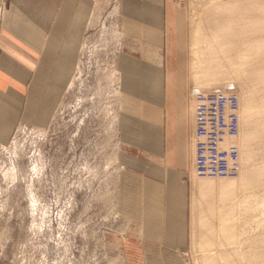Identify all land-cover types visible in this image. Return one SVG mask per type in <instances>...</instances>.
<instances>
[{"label":"rangeland","instance_id":"obj_1","mask_svg":"<svg viewBox=\"0 0 264 264\" xmlns=\"http://www.w3.org/2000/svg\"><path fill=\"white\" fill-rule=\"evenodd\" d=\"M214 1L218 0L163 1V23L166 25L168 22V9H173L180 19L176 23L182 29L174 34L183 37L182 40L186 52L181 54L162 52V66L164 65L166 73L170 56L176 57L177 62L175 61L176 64L174 63L175 67H178L180 74L188 77L191 89L190 97L191 94L197 93L195 91H199L200 89L231 91L240 94L241 86L239 85L246 81L248 75L242 69L241 73H245V78L243 75H240L243 79H240V77L239 79L233 77H228L229 79L227 77H223V79L222 77L217 78L212 83L213 85L211 84L207 87L208 89L203 87V84H193L190 76L191 56L189 39L191 11L193 10L191 4L194 2L198 3L201 7L199 8L198 6V8L201 11L204 6ZM256 12L257 10L252 13L264 19V10L260 13ZM255 16H251V20L249 19L248 22H254V19L257 18ZM206 17V15H200L201 21H206L205 23L210 21ZM238 21L242 24L241 20L235 22L239 23ZM103 22L105 21L101 17L94 24V27L92 26V28L87 29L85 32L86 39L93 41V44H99V32L103 26L101 24ZM201 41L203 40L201 39L199 42ZM122 42V45H124V41ZM93 44L90 42L88 49L85 50L86 52L84 51L81 54V74H78L79 77L75 78L74 84L69 88L68 93L65 94V105L60 109L59 107H57L58 109L56 108L57 116L52 121L46 135L37 138V135L32 134L31 131L23 132V130L19 133L18 139L23 145L22 164L29 168L32 158L38 155L39 150L42 157L41 162L43 163L42 172L37 178L35 174L28 173V177L33 179L32 189L34 196L37 195L33 207L30 206V198L25 192L24 180L21 181L20 185L17 184L19 186L8 183L7 187L5 186V181L3 180V183L1 181V184L5 186L2 190L5 191V188L7 189L3 193L0 190V200L8 199L5 210L0 212V233H6L7 236L4 252L0 253V264H199V261L196 260V257L200 256L198 254L200 253L199 248L192 241L190 149L188 150V170L186 173L188 180L187 193L185 205L181 212L183 221H177L175 229L166 228L165 226L169 225V223L167 221H160L159 226L161 227L156 230V236H147L146 228H144V235L139 238L140 233L137 229L140 228V223L132 221L126 225L127 221L116 213L115 206L113 207L116 197L114 193L113 195L111 193L114 190L112 187L115 177L118 176V172L117 170L110 171L112 165L108 168L104 166L111 154L116 133L107 129L108 116L103 111L107 95L103 89L99 95H94L97 93V89L101 88L98 84L99 78L102 80L105 72L111 69L110 67H106L107 69L102 67L106 66L107 63L111 64L113 60L110 59L112 58L110 52H104L99 55L94 52L89 53V48L93 47ZM132 55L136 58H141L140 52L133 53ZM117 56L116 54V60ZM156 56H158V59L155 62L160 63L162 55L157 54ZM231 78L232 80H230ZM162 87L161 83L160 88L162 89ZM79 98L81 99V105L76 106ZM84 110H86L87 115L85 118L87 122L80 128L78 126V118L85 113ZM118 135L121 136L120 131ZM12 136L13 132L10 133L9 139ZM255 148L256 146H254V151H256ZM132 151L141 156V153L137 149H132ZM259 151L258 153L254 152L255 154L252 156L253 158L251 157L252 159L247 164L248 166L258 165V161L261 162L264 151ZM13 157L14 155L9 152L1 151L0 177L6 168L8 169L13 163ZM84 163H87L89 167L93 166L97 168L98 172L95 174L87 172L84 169ZM120 164L118 163L117 165ZM124 172L125 170L123 169L121 175ZM254 196L258 201L263 200L264 187L259 192H256ZM257 211L255 214H252L254 217L249 212H246L249 215L245 214V216L247 215L246 218L248 219L249 217L250 219L246 222L248 225L245 223L243 226L248 227L253 222L254 225L252 224L253 226L250 225L251 227H248L250 230L247 227H242V229L246 230V232L242 231L243 234L245 233L244 235L240 234V245L242 246L245 241L243 247H246L248 244L264 246V242L261 243L260 240V238L264 237V210ZM161 214L163 217V214L165 216L166 212H161ZM243 214L242 216L244 217ZM252 218H255L258 222L254 219L252 220ZM142 223L146 225V222L142 221ZM256 223L258 224L256 225ZM246 233L250 237H255L256 235L255 238L260 242L255 241L253 237L248 238ZM258 234L263 236H259ZM263 252L264 249L262 253L259 252L260 255L263 254V256L259 255V258L264 257ZM247 256L248 258L252 257L250 254ZM255 258H257L256 255L251 260H255ZM259 258L256 259V262L254 260L250 261L251 264H253L252 262L257 264L263 261V258L262 260L260 258L261 261H259Z\"/></svg>","mask_w":264,"mask_h":264},{"label":"crops","instance_id":"obj_2","mask_svg":"<svg viewBox=\"0 0 264 264\" xmlns=\"http://www.w3.org/2000/svg\"><path fill=\"white\" fill-rule=\"evenodd\" d=\"M99 1L2 0L1 143L10 140V133L21 121L43 126L48 120L60 91L73 76L90 16ZM118 1L126 22L120 40L121 45L122 41L125 44L116 60L125 70L128 68L122 86L129 99L144 105L143 112L123 108L121 117L133 121L138 131L146 134L138 139L126 130L120 131L124 139L131 141L121 146L125 172L120 179V205L126 208L124 212L146 222L142 223L143 229L147 236L154 237L160 221H167L165 227L172 229L177 221H183L191 144V89L188 77L174 65L176 57L170 56L165 73L162 52L181 54L186 48L183 37L174 34L182 29L173 9H168V22L163 23L164 0ZM136 52L141 58L132 55ZM157 54L162 55L160 63L155 62ZM147 151L157 153L159 160L149 158ZM161 212L166 215L162 217Z\"/></svg>","mask_w":264,"mask_h":264},{"label":"bare ground","instance_id":"obj_3","mask_svg":"<svg viewBox=\"0 0 264 264\" xmlns=\"http://www.w3.org/2000/svg\"><path fill=\"white\" fill-rule=\"evenodd\" d=\"M99 2V5L95 6L87 26V29L92 28V26L94 27V24H96L101 17L104 19L105 22L101 23L103 26L99 32V44H93V41H89V39L84 37L73 76H71L72 78L69 83L64 87L63 92L61 93L60 91L61 99L60 97L58 98V101H60L56 104L55 109L53 108L51 114L48 116V120L43 123V126L20 123L8 142H0V153L1 151H6L14 155L13 163L8 169L6 168L0 177V190H2L5 186L7 187L8 183L13 184L14 186H19L21 181L24 180V188L26 190V194L30 198V206H34V202L36 200L35 197L37 195L34 196L32 189L33 179L28 177V173L35 174L37 178L42 172L43 163L41 162V152L38 150V155L32 158L31 166L29 168L24 166L21 161L23 155V145L19 142V133L23 130V132L31 131L32 134L37 135V138L39 136L46 135L52 121L57 116V107L60 109L65 105V94L68 93L69 88L74 84L75 78L79 77L78 74H81V54L88 49L89 43L91 42L93 47L89 48V53L94 52L99 55L104 52H110L112 54V58L110 59L113 60L111 64L107 63L106 66L102 67L105 69H107L106 67H110L111 69L110 71L105 72L102 80L99 78L98 84L101 88L99 90L97 89V93L94 94L99 95L103 89L104 93L107 95L105 100L106 102L103 107L104 113L108 116L107 129L116 133L111 154L104 166L108 168L112 165L110 167V171L113 172L114 170H117L118 172V176L115 177L112 187L115 191L113 190L111 193L112 195L114 193V196L116 197L115 200L113 199V207L115 206L114 209L116 213L127 221L126 225L128 222L132 221L134 223H140V228H138L137 231L140 233L139 236L142 237L144 235L142 220H137L139 218L131 212H124L123 209L126 210V208H123L119 201L120 177L125 164L123 163V157L125 155L121 146L122 144L131 143V141L124 139L118 134L119 131L126 130L127 134L131 135V137H137L140 139L141 136H143V138L146 136L144 132L138 131L139 129L137 128L139 127L137 126L136 128L133 121H125L123 120L124 118L121 117V110L123 111V108L134 110V112H143L144 105H139V103L127 97L126 89L124 87L125 85L122 86V80L124 78V73L128 68L125 70V66H121L115 59L116 54L118 55L121 52L119 50L121 49V47H119L121 46V35L126 30V22H124L121 17L120 1L100 0ZM198 6V3L195 2L191 4V8L193 7V10L191 9V31L189 39L191 56L190 76L193 84H203V87L207 88L217 78L222 77L223 79V77H233L239 79L240 77V79H243L241 76L243 75L244 78L246 76H244L245 73H241L242 69L245 70V72H247L246 75H248L246 81L242 80L245 82H242L240 85L237 83L241 86L240 94L234 93L238 98L239 125L237 136L233 142L237 145L239 150V168L237 174L233 177L209 178L198 177L196 175L193 165V113L196 93L191 94L192 127L189 153L191 157L190 205L192 214V241L193 244L199 248L200 253L198 254L200 256L196 257L199 264H251L250 261L254 260H251V258L255 255L259 258L258 256L262 253L264 246L248 244L246 247H243L245 241L241 246L240 234L246 232V230L242 229V227H244L243 225L248 221V219H250L249 217L248 219L246 218L247 215L245 216V214H248L246 212L251 213L252 216V214H255L257 210H264V199L258 201L254 198L256 192H259V190L264 187V156H262V160L259 158L261 162L258 161V165H247L255 153H258L259 150L264 151V19L260 18L261 16H255V14L252 13L255 10H257L256 13H260L261 11L263 12L264 0H218L208 3L202 8L204 10L201 9V11L199 9L201 7L199 6L198 8ZM2 11L3 2L0 0V17L2 15ZM250 14H253L251 15L253 17H257L254 19V22H248L249 19L251 20ZM200 15H206V18L210 21L207 20V23H205L206 21H201L202 19H200ZM237 20H241L242 24H240V21H238L239 23L235 22ZM201 39L203 41L199 42ZM230 80H232V78ZM199 87L201 86L199 85ZM199 91L208 92L211 90L200 89ZM98 100H100V98H98ZM80 102L81 99L79 98L76 106L81 105ZM86 110H84L85 113L82 116L80 115L78 118V126L80 128L87 122L85 118L87 115ZM154 119L155 117L152 118L153 121ZM33 137L35 136L33 135ZM253 145L256 146V151H254ZM151 153L147 151V156L151 157L153 160L157 159V153L153 151H151ZM118 163L121 164L117 165ZM86 164L83 166L87 172H92L93 174L98 172L97 168L93 166L89 167V165ZM30 176L32 175L30 174ZM3 180L6 183V185L4 184L5 186L1 184V181L3 183ZM6 189L7 188H5V191ZM3 191L4 190H2V193ZM7 199L8 198L0 200V212L5 210ZM255 218L257 219L256 216ZM255 218H252V220H255ZM239 222L241 223L240 225ZM246 224L248 225V223ZM257 224L258 223H256V225ZM248 235L249 234H247V236ZM258 235L263 236L264 234ZM249 237L250 236H248V238ZM252 237L255 241H257L255 238L256 235L255 237ZM6 238V233H0V253L4 252ZM260 240L261 243H263L264 237L260 238ZM257 242L260 241L258 240ZM252 243L254 242L252 241ZM248 254L252 257L248 258ZM260 256H263V254ZM257 258H255V262ZM260 258L259 261H261L262 258L263 261L257 264H262L264 262V257H262L261 260ZM252 263L255 264L254 262Z\"/></svg>","mask_w":264,"mask_h":264},{"label":"built area","instance_id":"obj_4","mask_svg":"<svg viewBox=\"0 0 264 264\" xmlns=\"http://www.w3.org/2000/svg\"><path fill=\"white\" fill-rule=\"evenodd\" d=\"M194 171L198 177H233L239 168L238 98L231 91H199L193 113Z\"/></svg>","mask_w":264,"mask_h":264}]
</instances>
